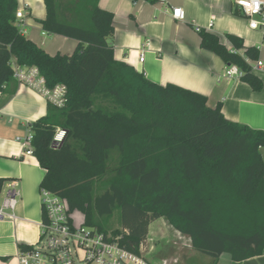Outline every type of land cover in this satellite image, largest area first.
Instances as JSON below:
<instances>
[{"label":"trees","instance_id":"trees-1","mask_svg":"<svg viewBox=\"0 0 264 264\" xmlns=\"http://www.w3.org/2000/svg\"><path fill=\"white\" fill-rule=\"evenodd\" d=\"M43 3L45 18L37 22L50 35L77 41L71 55L51 56L27 39L17 26V0H0V93L14 81L13 62L37 68L48 88L67 89L64 108L48 103L46 115L29 126L32 153L45 170L39 189L65 199L86 226L102 232L97 219L119 210L121 231L114 234L135 252L151 223L163 218L193 250L213 259L228 254L241 263L262 255L264 131L228 121L220 105L209 107L199 93L153 83L116 61L113 14L98 0ZM199 36L202 49L235 65L252 90L262 89L247 63L258 60L257 47L226 35L228 50L213 33ZM57 129L65 136L54 147ZM113 151L118 162L106 176Z\"/></svg>","mask_w":264,"mask_h":264},{"label":"crops","instance_id":"crops-1","mask_svg":"<svg viewBox=\"0 0 264 264\" xmlns=\"http://www.w3.org/2000/svg\"><path fill=\"white\" fill-rule=\"evenodd\" d=\"M24 18L17 21L21 33L46 53L71 55L77 41L44 32L37 22L45 18L43 0H17ZM101 9L113 14L114 34L110 40L114 59L132 66L159 85L173 84L207 98L211 108L220 105L228 121L264 131V27L250 29L248 19L234 6V0H98ZM171 8H181L185 21L172 18ZM213 33L232 50L226 35L242 39L246 47L259 49V61L249 64L263 87L254 91L238 77H224L228 67L215 53L200 46L199 32ZM242 55V51L238 52ZM143 55V62L139 61ZM47 102L16 80L0 93V207L10 186L18 191L14 220H0V264H15L18 244L33 246L42 219L39 184L45 174L34 155L25 156L19 141L30 125L47 113ZM217 264H264L262 255L233 263L222 254Z\"/></svg>","mask_w":264,"mask_h":264},{"label":"built area","instance_id":"built-area-1","mask_svg":"<svg viewBox=\"0 0 264 264\" xmlns=\"http://www.w3.org/2000/svg\"><path fill=\"white\" fill-rule=\"evenodd\" d=\"M158 1V0H157ZM163 1V0H160ZM234 6L249 21L250 29L264 27V0H234ZM17 9L15 17L17 21L24 18V9ZM172 18L177 21H185V15L181 8H171ZM196 32L201 29L195 27ZM143 62V55L139 57ZM250 64L251 61L247 60ZM256 67L260 62L254 63ZM13 78L20 85L31 89L52 106L62 109L67 103V89L63 84L53 88L46 86L44 78L35 67H20L14 62L11 65ZM242 73L235 65H228L224 77L227 79L238 77ZM65 131L57 129L53 146L57 147L63 140ZM24 147V155L33 153L32 132L19 139ZM40 203L42 219L39 223V237L37 242L27 251H18L15 256V264H153L141 253L130 250L122 244V235H112L96 228L86 226L84 216L77 222L69 210L67 201L47 190H40ZM18 201V191L11 185L7 197L0 207V220H14L15 209ZM124 234H127L124 231Z\"/></svg>","mask_w":264,"mask_h":264},{"label":"rangeland","instance_id":"rangeland-1","mask_svg":"<svg viewBox=\"0 0 264 264\" xmlns=\"http://www.w3.org/2000/svg\"><path fill=\"white\" fill-rule=\"evenodd\" d=\"M264 156V149H262ZM118 154L111 152L108 163V174L117 164ZM95 194L99 190H95ZM75 221H82V214H73ZM101 228L112 235L121 231V220L119 210H115L112 216L97 219ZM140 253L153 264H217L213 259L191 248L187 237L174 231L169 224L160 218L151 223L146 242L142 245Z\"/></svg>","mask_w":264,"mask_h":264}]
</instances>
